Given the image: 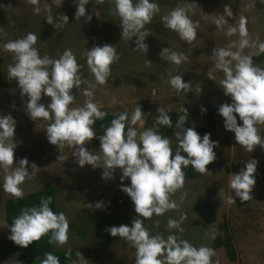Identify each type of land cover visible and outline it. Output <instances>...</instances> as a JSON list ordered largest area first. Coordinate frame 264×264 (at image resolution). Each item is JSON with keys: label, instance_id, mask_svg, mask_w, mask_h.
Segmentation results:
<instances>
[{"label": "rangeland", "instance_id": "374dc122", "mask_svg": "<svg viewBox=\"0 0 264 264\" xmlns=\"http://www.w3.org/2000/svg\"><path fill=\"white\" fill-rule=\"evenodd\" d=\"M51 3V0H47ZM137 0H133L135 4ZM160 6L151 23L145 28L150 31L145 43L148 52L135 51V37L126 40L121 37L120 18L113 13L114 4L109 0L97 3L90 0L86 5V14L92 15V20L85 23V18L75 20L76 8L73 0H64L57 8L53 5V15L68 16V23L61 27H53L46 21L47 13L43 10L45 0H41V12H33V5L27 0H0V115L11 114L16 121L14 141L15 163L27 157L29 160V175L20 185L23 197L41 192L49 187H57V213L63 212L69 221L68 242L61 246L55 245L60 252L72 253L79 251L87 260V264H135V249L120 237H112L105 231L106 227L127 224L131 226L137 214L128 195L120 190L119 169L115 179H101L102 169H92L86 165L80 168L71 155L73 149L67 145L57 149L47 140L46 128L50 120H31L25 109V100L20 96V90L14 80L8 79V65L14 63L13 54L5 52L3 45L10 41L23 38L27 33L37 35L35 47L41 57L44 55L58 59L66 50L71 49L82 66L81 71L87 83L79 89H73L75 101L70 107H82L91 100L103 112H127L129 118L136 105L144 112L141 125L136 128L139 133L146 129V122L151 113H158L162 108L165 112L182 111L188 113L201 112V106L214 113L215 133L218 141L217 161L213 170L196 181L186 180L184 186L171 199L176 201L178 208L170 210L163 216L153 215L144 220V225L150 234H161L167 238L170 234L180 236L199 248H212L215 255L212 264H264V150L257 147L252 153L236 144L234 133L226 131L223 118L218 114L222 103H231V98L225 96L220 80L223 73L214 68L210 59L214 47H226L232 41H239V34L227 36L230 26H238L239 18H247L249 36L259 42H264V3L255 0V7H248L254 0H152ZM195 3V4H193ZM192 5L188 11L189 17L199 22L197 38L192 45L182 41L178 34L166 28L161 20L177 6ZM231 7L233 16L223 30H217L214 19L224 14V5ZM10 8L8 9V7ZM8 9V10H7ZM97 14V15H96ZM114 45L119 60L112 67V73L107 83L99 85L90 74L86 63V51L94 45ZM169 48L178 53H184L188 59L180 65L162 60L158 55L162 48ZM233 51L238 50L233 48ZM252 49L245 48L244 54ZM148 60L152 61L149 65ZM254 65L264 68V63ZM171 75L183 74L185 82L192 85V91L186 95L177 93L169 84ZM202 88L201 93L196 87ZM87 89L92 96L84 95ZM153 92H156L153 95ZM113 98L115 102L113 103ZM50 98H43L41 103L47 104ZM159 114V113H158ZM186 114V113H185ZM203 116L204 113H201ZM238 123L242 121L237 117ZM258 131L264 135V124L257 125ZM94 154L99 153L85 145ZM59 156L64 159H58ZM255 158L258 161L255 173L256 185L253 189V199L241 202L229 187L231 174L238 173L245 163ZM37 167L33 169L31 164ZM5 173L0 169V264H16L23 252L22 247L8 239L10 226L6 218V204L11 199H17L3 190ZM124 185H130V180H124ZM182 193H186L183 201ZM234 198L235 203H229ZM104 202L102 209L90 208V203ZM181 215L186 219L181 223L183 233L167 228L169 218L179 220ZM159 220V227L155 221ZM227 222L234 236L238 254V262L232 263L225 249H216L214 239L219 232V225ZM163 259L164 257H160Z\"/></svg>", "mask_w": 264, "mask_h": 264}, {"label": "clouds", "instance_id": "9594fccd", "mask_svg": "<svg viewBox=\"0 0 264 264\" xmlns=\"http://www.w3.org/2000/svg\"><path fill=\"white\" fill-rule=\"evenodd\" d=\"M104 3V0H96ZM114 4V15L120 18L121 37L131 40L135 37V51L148 52L146 38L151 35L145 28L151 23L153 17L160 12L158 3L152 0H109ZM33 5V12H41V0H27ZM64 0H45L43 10L47 13L45 21L53 27H61L68 23V16L53 15V5L60 8ZM76 11L75 20L85 18L84 22L92 20L91 14H86V5L90 0H73ZM264 3V0H261ZM195 4V3H193ZM3 7V6H0ZM224 14L214 19L217 30H223L228 24V19L233 16L230 5L225 4ZM248 7H255V0ZM10 6L8 7V9ZM192 5L177 6L167 15L162 16L164 26L178 34L179 38L192 45L197 38L199 22H194L188 15ZM7 9V10H8ZM97 15V14H96ZM2 31V29H0ZM239 34V41H232L226 47H214L210 59L214 68L223 73L224 78L219 81L225 96L231 98V103H222L217 111L223 118L226 131L234 133L236 144L242 146L247 152L252 153L257 147L264 150V135L258 131L257 125L264 124V68L254 65L253 57L264 53V42H259V37L253 40L247 29V18L241 16L238 26H230L226 30L227 36ZM38 37L29 32L23 38L10 40L3 45L5 52L13 54L14 63L8 65V79L14 80L20 90L22 99L26 97L25 109L28 117L50 120L46 128L48 142L57 149L65 145L72 148V156L76 164L83 168L86 165L93 170L102 169L101 179L107 181L115 179L116 170L119 169L120 190L131 199L135 213L131 226L106 227L105 231L112 237H120L135 249V264H212L215 252L212 248L200 246L197 248L188 240L170 234L165 238L161 234H150L144 225V220L151 219L153 215L163 216L170 210H176L178 204L171 196L181 190L185 183L184 168L191 166L200 174L209 173L208 165L216 159L214 149L219 146L218 141L211 139V133L201 136L194 127H185L188 111L183 107L185 115L178 117L174 133L178 145L175 153L171 147L172 141L167 136L159 134L156 128H147L139 133L135 125L144 123L142 107L136 105L130 118L127 112L116 114L110 125L103 129V135L97 136L94 131L96 120H103L107 115L96 104L88 100L82 107H70L75 101L73 89H79L87 81L83 77L81 65L71 49H66L58 59L47 55L41 57L35 47ZM233 48L238 50L233 51ZM245 48L252 49L244 54ZM86 63L90 74L99 85L107 83L112 73V65L119 60V55L114 45H94L85 53ZM162 60L174 65H180L188 57L184 53L162 48L158 54ZM152 61L148 60L150 65ZM169 84L177 92L185 95L192 91V85L185 82L183 74L171 75ZM196 92L201 93L198 85ZM155 92H153V95ZM84 95L91 97V91L85 89ZM50 98L47 104L41 103L43 98ZM113 103L115 98H113ZM207 109L201 106V113ZM159 113L156 124L172 128L171 117L164 109L158 108ZM237 117L242 121L238 123ZM127 122V131L126 129ZM16 121L11 114L0 115V169H3V190L16 198H23L20 187L29 175V160L21 158L15 163L14 141ZM93 139H99V153L94 154L85 146ZM184 153L186 155H182ZM62 160L64 157L59 156ZM258 161L249 159L238 173L231 174L229 187L234 191L240 201L247 202L253 199L252 192L256 185L255 173ZM31 167L37 166L33 163ZM130 180V185H124V180ZM186 197L182 193L180 200ZM234 198L229 203H235ZM52 197H41L39 206L22 208L13 219L10 226L9 240L14 244L27 248L33 242H38L42 237L49 235V244L63 246L68 242L69 221L63 212H54L50 207ZM103 201L90 208L102 209ZM186 219L181 215L179 220L169 218L167 228L176 229L183 233L181 223ZM160 221H155L159 227ZM71 259L72 250L65 254ZM76 260L72 264H87V260L79 251H75ZM40 264H60V258L52 252H46ZM160 257H164L161 259Z\"/></svg>", "mask_w": 264, "mask_h": 264}, {"label": "trees", "instance_id": "16d2710c", "mask_svg": "<svg viewBox=\"0 0 264 264\" xmlns=\"http://www.w3.org/2000/svg\"><path fill=\"white\" fill-rule=\"evenodd\" d=\"M256 62L264 63V53L259 56H254ZM168 115L171 117L173 127L168 128L166 126H160L156 124V118L158 117V113H151L147 122H146V129L147 128H156L159 131V134L162 136H167L172 141L171 147L173 149V154L175 153L176 147L178 145V141L174 133L178 131L175 127L178 117L180 115H185V113H180L177 111H170L167 112ZM118 112L108 113L103 120H96L93 128L94 131L97 133V136L103 135V129L110 125L112 119L115 118ZM127 122H126V129L127 131ZM185 127H194L196 131L203 136L205 133H211V139L216 141L214 137L215 133V120H214V113L210 112L209 110L201 115L199 111H193L188 113V119L186 121ZM99 139H93V141L89 142L88 146L94 151L99 152ZM217 156V147L214 149ZM182 155H186L181 153ZM217 159L208 165V169L211 172L216 164ZM185 173V181H196L201 179L206 174H200L196 172L191 166H188L183 169ZM209 172V173H210ZM208 174V173H207ZM60 193V189L57 187H49L46 190L41 192L30 194L27 197L11 199L6 204V218L7 223L9 226L12 225L13 219L20 213L22 208L32 207V206H39L41 197H52V203L50 207L54 212H57V196ZM220 234L217 235L214 239V246L216 249H225L228 255L229 260L232 263H237L239 258L235 246L234 236L231 232L230 226L227 222H224L219 225L218 227ZM50 234L46 235L41 238L38 242H33L27 248H23V252L18 258L16 264H40V261L44 259V254L46 252H52L54 255L59 256L60 264H72V260H76L75 253H72L71 259H67L65 254L67 252H60L55 249V244H49Z\"/></svg>", "mask_w": 264, "mask_h": 264}, {"label": "crops", "instance_id": "0c3cea01", "mask_svg": "<svg viewBox=\"0 0 264 264\" xmlns=\"http://www.w3.org/2000/svg\"><path fill=\"white\" fill-rule=\"evenodd\" d=\"M156 93V92H155Z\"/></svg>", "mask_w": 264, "mask_h": 264}]
</instances>
